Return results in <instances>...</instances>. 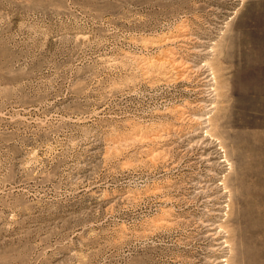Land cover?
<instances>
[{"label":"rangeland","instance_id":"obj_1","mask_svg":"<svg viewBox=\"0 0 264 264\" xmlns=\"http://www.w3.org/2000/svg\"><path fill=\"white\" fill-rule=\"evenodd\" d=\"M228 234L264 264V0H0V264H225Z\"/></svg>","mask_w":264,"mask_h":264},{"label":"bare ground","instance_id":"obj_2","mask_svg":"<svg viewBox=\"0 0 264 264\" xmlns=\"http://www.w3.org/2000/svg\"><path fill=\"white\" fill-rule=\"evenodd\" d=\"M205 65H207V63L205 64ZM209 65V64H208ZM210 67V66H209ZM202 72H204V71H202ZM212 75H213V73H212ZM213 78H214V76H213ZM216 78V77H215ZM214 82H216L215 80H214ZM213 82V83H214ZM216 84V83H215ZM217 85V84H216ZM215 85V86H216ZM209 86V85H208ZM215 88V87H214ZM210 89V88H209ZM212 90V89H211ZM216 93V92H215ZM215 96H217V94H215ZM214 107L216 108V106L214 105ZM210 117V116H209ZM199 118V117H198ZM199 120H201V119H199ZM210 118L208 119V124H207V126L206 127H209V126H211V123H210ZM216 122V121H215ZM208 129V128H207ZM211 129V127L209 128V130ZM205 133H207L206 135H208V132L206 131ZM206 137V136H205ZM210 137V136H209ZM204 139V138H203ZM217 141V140H216ZM218 142H221V141H219L218 140ZM202 144V143H201ZM221 148H223V147H221ZM222 150V149H221ZM223 151V150H222ZM226 151V150H225ZM224 151V152H225ZM225 157H227V156H225ZM227 161V163H228V159L226 158V159H224V162H226ZM228 165H229V163H228ZM226 180V178H223L222 179V182H221V184L220 185H222L223 186V189L225 190L224 192V194H222V197L221 198H226L227 197V194H229L230 193V189H229V184L225 181ZM211 186V185H210ZM219 187V186H218ZM218 189V188H217ZM228 198V197H227ZM216 200V199H215ZM225 203H228V206H230L231 205V203H232V201H231V199H229V200H226V201H224ZM228 206H225V207H228ZM224 210V207H220V211H223ZM216 226H218V225H216ZM217 228V227H216ZM215 228V229H216ZM218 228L220 229V231L218 230V231H216L215 232V236L217 237V236H219L222 232L224 233V235H225V233H228V230H227V228L225 227H223L222 225H219L218 226ZM222 230V231H221ZM221 232V233H220ZM213 234V233H212ZM221 236H223V235H221ZM225 237V236H224ZM223 237V238H224ZM226 237L227 238H224V240L222 241V242H220V243H217V245H219L218 247H219V249H221L222 251H225V253H226V255H224V256H222L223 258H222V260H220L219 261V263H225V264H231L230 263V261H231V259H230V253H231V249H232V247H231V241L229 240V234L228 235H226ZM219 238V237H218ZM222 238V237H221ZM215 239V238H214ZM214 249V248H213ZM232 254V253H231Z\"/></svg>","mask_w":264,"mask_h":264}]
</instances>
